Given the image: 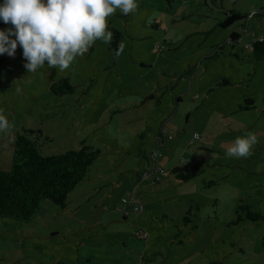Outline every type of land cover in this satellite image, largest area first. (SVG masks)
I'll return each instance as SVG.
<instances>
[{
	"label": "rangeland",
	"instance_id": "374dc122",
	"mask_svg": "<svg viewBox=\"0 0 264 264\" xmlns=\"http://www.w3.org/2000/svg\"><path fill=\"white\" fill-rule=\"evenodd\" d=\"M137 2L109 18L124 44L118 56L97 40L69 69L31 73L20 46L0 55L11 136L40 130L44 156L82 142L100 150L65 207L44 199L27 222L0 217V264H264V219L239 208L264 214V60L242 57L264 36V1ZM230 10L247 17L221 27ZM61 78L71 91L51 90ZM249 131L253 155L228 157ZM13 142L0 133L2 169ZM174 166L195 175L178 180ZM131 197L141 209L123 202Z\"/></svg>",
	"mask_w": 264,
	"mask_h": 264
},
{
	"label": "clouds",
	"instance_id": "9594fccd",
	"mask_svg": "<svg viewBox=\"0 0 264 264\" xmlns=\"http://www.w3.org/2000/svg\"><path fill=\"white\" fill-rule=\"evenodd\" d=\"M138 7L137 0H3L0 20L11 27L0 29V55L14 57L20 46L27 72L35 73L45 64L65 71L77 57H84L97 40L111 44L114 34L109 30V18L117 10L127 16ZM123 49L120 42L117 56ZM12 128L5 110L0 108V133L9 141L14 140ZM257 143V135L246 132L227 148L226 155L250 157Z\"/></svg>",
	"mask_w": 264,
	"mask_h": 264
},
{
	"label": "trees",
	"instance_id": "16d2710c",
	"mask_svg": "<svg viewBox=\"0 0 264 264\" xmlns=\"http://www.w3.org/2000/svg\"><path fill=\"white\" fill-rule=\"evenodd\" d=\"M264 1V0H261ZM3 0H0L2 3ZM261 11V10H260ZM247 14H241L230 10L220 22L221 27L231 25L236 20L246 18ZM3 21L0 20V26ZM113 40L110 47L116 54L117 45L121 42L119 31L111 29ZM240 34L233 32L230 39L233 44L242 45L239 39ZM241 48V47H240ZM242 49V48H241ZM246 55L254 60H264V38H256L248 43ZM117 55V54H116ZM213 58L217 52L208 55ZM238 57H240L238 55ZM223 79L221 84H228ZM55 93L66 90L71 91L72 86L67 78H61L50 86ZM247 104L252 102L246 99ZM252 107L246 106V109ZM36 135L31 134L33 130L23 129L14 137L13 154L8 169L0 168V217L11 218L17 221L27 222L38 212L41 202L48 199L55 205L63 208L67 203L68 194L73 187L87 174L90 164L98 157L100 150L84 142L77 149H70L63 153L42 155L39 149V138L42 136L40 130ZM162 141H166V135L162 133ZM47 137H45L46 139ZM178 180H188L195 175L193 170L174 166L170 168ZM210 183V182H209ZM246 213L245 218L251 221L264 219L260 211H253L249 206H239ZM238 214L235 221L241 220ZM187 220V218H184Z\"/></svg>",
	"mask_w": 264,
	"mask_h": 264
},
{
	"label": "built area",
	"instance_id": "2783aa9c",
	"mask_svg": "<svg viewBox=\"0 0 264 264\" xmlns=\"http://www.w3.org/2000/svg\"><path fill=\"white\" fill-rule=\"evenodd\" d=\"M194 138H197V135H194ZM147 175L148 174H144V176H147ZM123 202L133 204V210L137 211V210L141 209V205L138 206L137 204H135V202H134L132 197L129 200L124 198ZM140 235H141V237L145 236V234H140Z\"/></svg>",
	"mask_w": 264,
	"mask_h": 264
},
{
	"label": "crops",
	"instance_id": "0c3cea01",
	"mask_svg": "<svg viewBox=\"0 0 264 264\" xmlns=\"http://www.w3.org/2000/svg\"><path fill=\"white\" fill-rule=\"evenodd\" d=\"M246 14H247V13H246ZM254 14H256V11L254 12ZM248 27H249V26H248ZM247 30H248V28H247ZM253 33H254V32H253ZM255 36H256V35H255ZM241 38H242V36L240 35V36H239V39H240L239 41H240V42H241ZM257 38H264V36L258 35ZM254 40H255V39H254ZM251 42H252V41H251ZM161 142H163V141L161 140ZM165 142H166V141H164L163 143H165Z\"/></svg>",
	"mask_w": 264,
	"mask_h": 264
}]
</instances>
